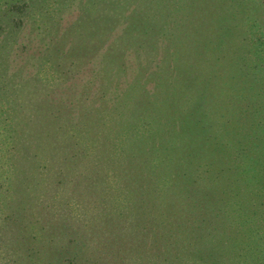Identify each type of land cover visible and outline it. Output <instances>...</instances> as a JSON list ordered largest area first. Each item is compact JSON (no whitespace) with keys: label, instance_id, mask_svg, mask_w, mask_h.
I'll list each match as a JSON object with an SVG mask.
<instances>
[{"label":"trees","instance_id":"1","mask_svg":"<svg viewBox=\"0 0 264 264\" xmlns=\"http://www.w3.org/2000/svg\"><path fill=\"white\" fill-rule=\"evenodd\" d=\"M0 264H264V0H0Z\"/></svg>","mask_w":264,"mask_h":264},{"label":"rangeland","instance_id":"2","mask_svg":"<svg viewBox=\"0 0 264 264\" xmlns=\"http://www.w3.org/2000/svg\"><path fill=\"white\" fill-rule=\"evenodd\" d=\"M70 16H71V15H70ZM70 16H69V17H70ZM69 19H70V18H69ZM88 72H89V71H88ZM88 72H87V73H88Z\"/></svg>","mask_w":264,"mask_h":264}]
</instances>
